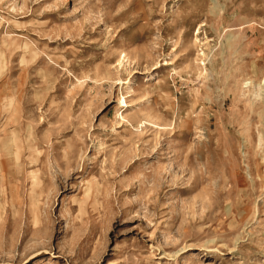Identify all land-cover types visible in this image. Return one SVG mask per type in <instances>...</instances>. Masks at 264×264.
<instances>
[{
	"label": "rangeland",
	"instance_id": "rangeland-1",
	"mask_svg": "<svg viewBox=\"0 0 264 264\" xmlns=\"http://www.w3.org/2000/svg\"><path fill=\"white\" fill-rule=\"evenodd\" d=\"M0 264H264V0H0Z\"/></svg>",
	"mask_w": 264,
	"mask_h": 264
}]
</instances>
